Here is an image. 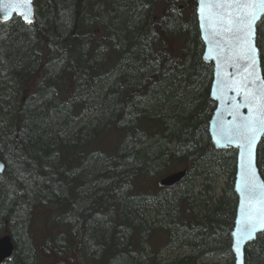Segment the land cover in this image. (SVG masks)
Segmentation results:
<instances>
[{"label":"trees","instance_id":"1","mask_svg":"<svg viewBox=\"0 0 264 264\" xmlns=\"http://www.w3.org/2000/svg\"><path fill=\"white\" fill-rule=\"evenodd\" d=\"M196 2L36 0L35 22L0 20V223L9 219L17 244L9 264L232 256L237 150L210 139L214 66ZM258 149L264 177V139ZM184 167L181 182L158 184ZM246 252L247 264H264V232Z\"/></svg>","mask_w":264,"mask_h":264},{"label":"water","instance_id":"2","mask_svg":"<svg viewBox=\"0 0 264 264\" xmlns=\"http://www.w3.org/2000/svg\"><path fill=\"white\" fill-rule=\"evenodd\" d=\"M197 14L201 35L205 41L204 59L213 63V79L211 85L212 97L216 100V109L212 113L209 128L211 138L217 148L237 147V170L234 180L238 195L235 223L232 228L233 251L236 252L234 264H245L246 244L264 232V177L259 167L258 145L264 139V126L253 124L257 130V138L253 148V165L247 166V141L252 132L245 125L251 121L264 119L256 111L258 105H264V69L262 46L258 42V21L254 22L253 44L257 49L256 63L245 58L240 44V33L235 28L229 30L222 27L215 19L210 23L205 17L209 8L217 10L213 5L204 6L201 12L200 0L197 1ZM36 1L31 5L9 4L0 0V18L8 19L15 13L24 20L31 22L35 19ZM223 12L224 9H218ZM230 11V9H229ZM25 16L28 19H25ZM251 109V111H250ZM5 162L0 160V171ZM187 168L167 174L159 183L172 185L185 176ZM246 225L254 227L255 231L249 239H243L241 232ZM239 248V251H237ZM14 242L11 233L0 237V261L13 254Z\"/></svg>","mask_w":264,"mask_h":264},{"label":"snow or ice","instance_id":"3","mask_svg":"<svg viewBox=\"0 0 264 264\" xmlns=\"http://www.w3.org/2000/svg\"><path fill=\"white\" fill-rule=\"evenodd\" d=\"M9 4L31 5V0H7ZM201 9L204 11V6L213 5L217 10L209 8V14L205 17L210 23L215 19L222 27L229 30L235 28L240 36V44L245 58L250 59L252 64L256 63L257 49L253 44L254 22L264 14V0H200ZM218 9H224L223 12ZM230 9V11H229ZM25 19H28L25 16ZM264 96V93H261ZM251 111V109H250ZM256 111L264 116V105H258ZM259 123L264 126V119L254 120L247 123L245 126L252 132L251 138L247 141V166L249 168L253 165V148L257 138V130L252 127L253 124ZM255 231L251 225H246L241 232L243 239L252 237ZM239 251V248H237Z\"/></svg>","mask_w":264,"mask_h":264},{"label":"bare ground","instance_id":"4","mask_svg":"<svg viewBox=\"0 0 264 264\" xmlns=\"http://www.w3.org/2000/svg\"><path fill=\"white\" fill-rule=\"evenodd\" d=\"M36 1V0H35ZM198 1V0H197ZM197 3V2H196ZM197 6H198V3H197ZM36 8H37V3H36V7H35V10H36ZM36 13H37V10H36V12H35V19L33 20V21H31V22H35V20H36ZM196 14H197V7H196ZM15 16H20L22 19H23V17L19 14H17V13H15L12 17H10V18H8V19H3V18H0V20L1 21H3V22H8L9 20H11V19H13ZM264 17V16H263ZM262 17V18H263ZM24 20V19H23ZM25 22H27L26 20H24ZM197 21H198V26H199V18H198V14H197ZM261 21H262V19H260L257 23H258V31H259V28L261 27V25H262V23H261ZM31 22H28V23H31ZM199 28H200V34H201V27L199 26ZM201 37H202V35H201ZM259 37V36H258ZM202 39H203V41H204V38L202 37ZM204 46H205V41H204ZM204 50H205V48H204ZM204 53V52H203ZM262 53H263V51H262ZM203 58H204V56H203ZM213 79V78H212ZM211 82H212V80H211ZM211 85H212V83H211ZM210 94H211V87H210ZM211 96H212V94H211ZM213 98V97H212ZM213 100L215 101V105H216V100L213 98ZM216 107H217V105H216ZM216 107H215V109H216ZM214 109V110H215ZM214 112V111H213ZM212 115V114H211ZM212 117V116H211ZM211 119V118H210ZM15 121V120H14ZM14 121H13V123H14ZM209 123H210V120H209ZM208 128H209V124H208ZM209 135H210V139L212 140V143H213V145H214V147L215 148H217L216 147V145L214 144V141H213V139L211 138V133H210V128H209ZM262 142V141H261ZM260 142V143H261ZM260 143H259V145H258V148H259V146H260ZM231 147H233V148H235L236 150H237V147H234V146H230V148ZM230 148H225V149H230ZM258 151H259V149H258ZM2 153V152H1ZM0 153V160H3L4 162H5V167H4V169H3V171H0V179H1V177L4 175V173L6 172L5 170H6V166H7V162H8V160L6 159V157L3 155V154H1ZM237 153H238V150H237ZM237 161V160H236ZM238 162V161H237ZM185 168H187V172H186V174L188 173V171H189V168L188 167H184V168H179V169H174V171H178V170H184ZM236 170H237V164H236ZM174 171H172V172H168V173H166V174H163V176H161L159 179H158V184L160 185V186H174L175 184H177V183H179V182H181L182 181V179L183 178H185L186 177V174H185V176H183L179 181H177V182H175V184H172V185H166V184H163V185H161L160 183H159V181H160V179H162L164 176H166L167 174H170V173H173ZM237 173V172H236ZM221 179H224V178H221ZM234 184V183H233ZM218 185H219V182H218ZM224 186H225V184H224ZM224 186L221 188L222 190H223V188H224ZM220 185L218 186V192L219 193H221L220 191ZM221 190V191H222ZM234 190H235V192H236V189H235V184H234ZM236 195H237V192H236ZM237 203H238V195H237V202H236V205H235V207L237 206ZM236 211H237V207H236V209H235V215H236ZM235 215H234V218H235ZM28 216V215H27ZM236 219V218H235ZM28 221H29V216H28V218H27V220L25 221V223H24V225H25V227L27 226V224H28ZM7 222H8V226H2V224L3 223H0V237L1 236H4L6 233H12L11 232V230H10V228L12 227V225H10V222H9V219L7 220ZM234 223H235V221H234ZM234 225V224H233ZM262 233V232H261ZM27 235V234H26ZM260 235V233L258 234V236ZM231 236H232V233H231ZM257 236V237H258ZM13 239V238H12ZM257 239V238H256ZM256 239H254V240H252V241H249L247 244H246V249L249 247V245L252 243V242H254ZM232 241V240H231ZM13 242H14V252H13V254L11 255V256H9V257H6V258H4V260H6V259H11L14 255H16V252H17V250H16V248H17V244H16V241H14V239H13ZM232 245H233V241H232ZM232 245H231V252L233 253L232 254V256H230V255H224V256H218L217 254H213L214 256H217L218 258H220V259H223V258H226V261H224V262H221V261H217V260H212V261H216V262H218V263H221V264H224V263H226V262H232V264H234V262H235V258H236V252H234L233 251V248H232ZM246 249H245V252H246ZM33 256H34V254H33ZM14 260V259H13ZM13 260H11V261H9V262H12ZM212 261H210V262H212ZM246 261H247V252H246V259H245V264H247L246 263ZM35 262V261H34Z\"/></svg>","mask_w":264,"mask_h":264},{"label":"rangeland","instance_id":"5","mask_svg":"<svg viewBox=\"0 0 264 264\" xmlns=\"http://www.w3.org/2000/svg\"><path fill=\"white\" fill-rule=\"evenodd\" d=\"M262 34H263V36H262V38H261V40H260V42H259V45L260 46H262V51H263V53H264V26L262 27ZM224 184H225V181H224V179H220V181H219V185H220V192H221V188L224 186ZM25 223V221H23V224ZM23 224H22V226H23ZM24 227H25V225H24ZM23 230H24V233H25V235L27 234V229H26V227L25 228H23ZM26 238H27V236H26ZM207 260L208 261H212V260H217V261H221V262H224V261H226V258H223V259H220V258H218L217 256H214V255H212V256H209V257H207Z\"/></svg>","mask_w":264,"mask_h":264},{"label":"flooded vegetation","instance_id":"6","mask_svg":"<svg viewBox=\"0 0 264 264\" xmlns=\"http://www.w3.org/2000/svg\"><path fill=\"white\" fill-rule=\"evenodd\" d=\"M15 258V255L11 258V259H6V260H2V261H0V264H9L10 262L9 261H11V260H13Z\"/></svg>","mask_w":264,"mask_h":264}]
</instances>
